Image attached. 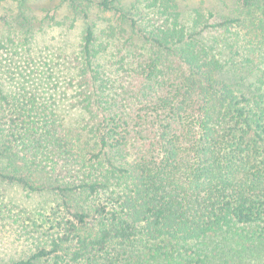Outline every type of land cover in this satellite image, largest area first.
I'll list each match as a JSON object with an SVG mask.
<instances>
[{"label":"trees","instance_id":"trees-1","mask_svg":"<svg viewBox=\"0 0 264 264\" xmlns=\"http://www.w3.org/2000/svg\"><path fill=\"white\" fill-rule=\"evenodd\" d=\"M63 1L81 39L49 60L27 0L0 12V181L56 203L9 222L23 251L0 264H211L221 248L228 263L264 246V0Z\"/></svg>","mask_w":264,"mask_h":264},{"label":"rangeland","instance_id":"rangeland-1","mask_svg":"<svg viewBox=\"0 0 264 264\" xmlns=\"http://www.w3.org/2000/svg\"><path fill=\"white\" fill-rule=\"evenodd\" d=\"M27 1L30 6L29 14H31V19L35 25L34 32H36L39 42L34 56L40 53V56L49 60L55 55L62 54L61 51L71 53L81 39L82 16L70 12L63 0ZM196 2H203L204 5L211 4L223 13L228 11L222 2L216 0H196ZM18 7L19 0H2L0 12L16 15L19 12ZM47 10L51 11V16L55 15V20L50 17L45 18ZM9 28V25L2 26L0 37L9 31ZM63 112V118L67 122L76 123L79 120L80 113L78 110L65 106ZM55 204L54 199L47 194H30L18 185H10L0 181V263L12 261L23 251L22 243L17 240L19 229L16 231V227H11L9 222L14 219H21L29 224L35 219L40 222L43 218L42 214L47 215L50 208ZM250 246L251 248L238 251L235 255L232 253L225 254L229 260L228 263L222 259L226 250L221 248L223 250L221 253L220 250L216 249V257L212 259L211 264H264V246Z\"/></svg>","mask_w":264,"mask_h":264}]
</instances>
